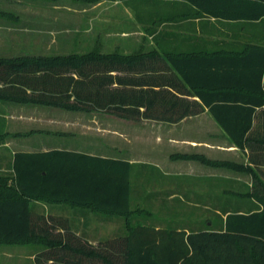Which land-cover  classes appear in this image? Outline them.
Instances as JSON below:
<instances>
[{
    "label": "trees",
    "instance_id": "trees-1",
    "mask_svg": "<svg viewBox=\"0 0 264 264\" xmlns=\"http://www.w3.org/2000/svg\"><path fill=\"white\" fill-rule=\"evenodd\" d=\"M191 1L215 17H264V0ZM204 1H230L238 8L229 13L227 6L202 5ZM257 1L258 6L252 5ZM263 76L264 45L257 44L231 55L163 56L156 48L124 55H21L0 57V99L104 111L131 121L178 122L207 107L231 142L250 150L253 166L178 157L251 172L264 190L255 172L264 166ZM130 168L124 159L77 151L15 153L14 178L9 182L0 175V242L40 243L37 264H264V191L248 200L246 211V200H233L234 207L225 200L213 210L217 219L205 226H155L134 219L151 213L131 206ZM39 203L121 217L125 229L91 244L66 220L38 212Z\"/></svg>",
    "mask_w": 264,
    "mask_h": 264
},
{
    "label": "crops",
    "instance_id": "crops-1",
    "mask_svg": "<svg viewBox=\"0 0 264 264\" xmlns=\"http://www.w3.org/2000/svg\"><path fill=\"white\" fill-rule=\"evenodd\" d=\"M118 1L132 12L130 20L135 29L129 33L136 35L141 47L156 48L163 56L167 53L231 55L241 53L247 44L264 45V17H215L199 9L191 0ZM201 3L227 6L229 13L236 12L238 8L230 1ZM252 5L258 6V1ZM125 32L127 37L128 31ZM189 98L199 100L196 96ZM138 139L144 147L139 155L134 150V142ZM149 144L151 149L147 147ZM53 149L127 160L131 164L130 200L132 192L136 191V194L140 189L143 194L141 184L147 178V193H153L160 206L167 205L172 215L174 206L182 205L183 199L192 200L187 203L192 206L196 224L203 221L197 217L198 214L206 215L208 210L219 208L213 206L214 199L246 200L242 205V210L246 211L248 200H255L264 191L254 182L251 172L240 171L230 165L213 166L198 159L178 157L198 155L211 161L253 166L248 158L250 150H242L232 143L207 107L178 122L131 121L104 111H75L0 99V175L6 173L9 182L14 178L13 160L17 152ZM263 169V165H258L255 172L264 181ZM134 173L140 175L138 189L132 187ZM37 211L45 214L42 209L37 208ZM75 213L84 226H87V216L96 215V219L104 220L92 210L81 209ZM153 225L166 226L161 223ZM196 227L198 225L193 228ZM82 235L91 244L99 241L85 232Z\"/></svg>",
    "mask_w": 264,
    "mask_h": 264
},
{
    "label": "rangeland",
    "instance_id": "rangeland-1",
    "mask_svg": "<svg viewBox=\"0 0 264 264\" xmlns=\"http://www.w3.org/2000/svg\"><path fill=\"white\" fill-rule=\"evenodd\" d=\"M131 15V10L118 0L93 3L74 0H0V57L84 54L91 51L123 55L148 52L150 49L141 47L142 44L135 38L136 35L129 33L135 29L131 25ZM125 31H128L127 37ZM138 137L140 138V134ZM134 146L137 155L141 154L144 147L140 139L134 142ZM147 147L151 149L152 145ZM4 176L9 177L6 173ZM146 181L148 182L147 178L145 183L141 184L145 189L142 190L143 194L139 192L140 189L136 194V191L132 192L131 205L133 208L147 210L151 215H138L135 220L192 228L195 225L205 226L208 220L217 219L214 212L208 210L206 215H197L203 218V221L196 224L192 206L188 204L192 200L188 199H183L182 205L174 206L175 213L172 215V210L167 209V205L160 206L153 193H147ZM140 183L139 173H134L132 187L138 189ZM233 200L237 199L229 200L228 205L235 203ZM224 201L214 199L212 204L221 208ZM39 209L46 215L51 214L61 221L66 220L76 234L85 232L89 237L98 240L125 229L124 219L117 216L100 215L104 220L96 219V215L87 216V226H84L75 213L81 208L67 204L39 203ZM41 247L37 242H0V264H37L35 255Z\"/></svg>",
    "mask_w": 264,
    "mask_h": 264
}]
</instances>
